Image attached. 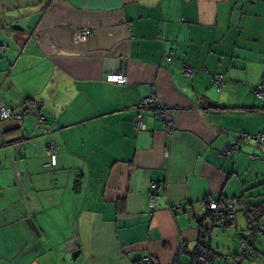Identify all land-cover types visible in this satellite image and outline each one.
<instances>
[{"label":"crops","instance_id":"crops-1","mask_svg":"<svg viewBox=\"0 0 264 264\" xmlns=\"http://www.w3.org/2000/svg\"><path fill=\"white\" fill-rule=\"evenodd\" d=\"M214 73L230 80L221 90ZM259 85L264 0H0V104L23 113L0 120V264H168L181 243L212 264H264V232L239 256L249 231L236 200L264 221V153L253 140L225 153L264 134ZM151 90L170 132L137 106ZM209 198L235 199V222L215 221Z\"/></svg>","mask_w":264,"mask_h":264},{"label":"built area","instance_id":"built-area-1","mask_svg":"<svg viewBox=\"0 0 264 264\" xmlns=\"http://www.w3.org/2000/svg\"><path fill=\"white\" fill-rule=\"evenodd\" d=\"M90 33V29L87 26L79 27L75 30L73 35L75 41H85ZM166 58L169 59V54H166ZM195 73V69L190 65L182 66V74L186 77H190ZM107 81L124 84L127 82V76L122 72H111L105 76ZM212 79L217 84V88L220 89L224 84V77L220 73H216L212 76ZM254 92L257 97L264 100V90L260 86L255 87ZM139 108L143 107H153L157 109L158 118L164 123L165 128L170 132L172 131V125L170 120L167 118V109L164 108L160 103L154 92L151 90V93L147 96L141 98L138 103ZM35 122L33 129H41L44 133L49 132V127L46 121L45 116L38 114L35 116ZM14 118L16 120H21L23 117L20 114H14L12 109L4 104H0V120ZM141 115L138 113L134 117V126L136 129H143L144 125L141 123ZM0 130V136H1ZM245 140H253L258 145L260 151L264 153V134L260 133L259 135L245 134L243 138L238 139L233 145H230L225 153L230 154L239 147L240 142ZM57 150L58 144L54 138H49L46 143V155L47 159L44 163V166L53 167L56 165L57 161ZM157 183L153 182L151 184V189L148 196V205L150 208H154L157 203L158 194L155 192V187ZM236 200H240L242 204L243 211L248 215V222L250 227L248 241H242L239 244L240 251L246 246H251V238L257 236L264 232V221L259 218H255L251 213L252 208L244 203V201L239 197ZM235 199L221 198L219 200L206 199L205 207L206 211H209L218 219L221 223H233L235 222ZM176 210H180V206H175ZM186 254L188 256L187 260H181L180 255ZM214 259L213 254L204 249L201 246H195L192 249H187L184 243L178 245L176 249V254L174 258L168 264H212ZM139 264H151L149 257H144L139 261Z\"/></svg>","mask_w":264,"mask_h":264},{"label":"trees","instance_id":"trees-1","mask_svg":"<svg viewBox=\"0 0 264 264\" xmlns=\"http://www.w3.org/2000/svg\"><path fill=\"white\" fill-rule=\"evenodd\" d=\"M214 74H216V73H214ZM214 74H212L211 75V79H212V76L214 75ZM221 74V73H220ZM223 75V74H222ZM223 77H224V84H223V86L220 88V89H218L217 88V84H216V82H214L215 83V85H216V88H217V90H221L223 87H224V85L227 83V82H229L230 80H229V78L228 77H225L224 75H223ZM213 80V79H212ZM214 81V80H213ZM261 88H262V86L261 85H259ZM255 87H257V86H255ZM255 87H254V89H255ZM262 90H264V88H262ZM255 93V92H254ZM141 100V99H140ZM30 104H32V103H30ZM138 106V105H137ZM14 113V112H13ZM14 114H20V115H22V117H23V113H14ZM38 114H41L40 112H36L34 115L36 116V115H38ZM41 115H43V114H41ZM43 116H45V115H43ZM36 118V117H35ZM45 118H46V116H45ZM46 121H48V119L46 118ZM47 124H48V122H47ZM34 125V124H33ZM50 129V128H49ZM35 130H38V131H40L41 133H44L41 129H39V128H37V129H35ZM1 135H2V133H1ZM245 135V134H244ZM244 135H240L239 137H238V139H241V138H243V136ZM243 140H245V139H243ZM242 140V141H243ZM230 146V145H229ZM259 148V147H258ZM239 202H240V200H238ZM237 201V202H238ZM241 203V202H240ZM236 204V200H235V202H234V205ZM249 206V205H248ZM251 208H252V210H251V213L254 215V217L255 218H259L261 215L259 214V212L257 211L258 209L255 207H252V206H250ZM235 210H236V208H235ZM242 210H243V208H242ZM244 212V211H243ZM210 215H211V217L215 220V221H217V222H219V223H221L218 219H216L215 217H214V215L212 214V213H210ZM244 215H245V217H246V220H247V225H248V231L250 232V227H249V222H248V215L244 212ZM222 224H226V223H222ZM255 237L256 236H254V237H252L251 238V243H252V245L251 246H246L244 249H243V251H240V249H239V256H241V257H243V256H246V255H248L251 251H252V247H253V241H254V239H255ZM250 239V237H249V234H248V238L246 239L247 241Z\"/></svg>","mask_w":264,"mask_h":264},{"label":"rangeland","instance_id":"rangeland-1","mask_svg":"<svg viewBox=\"0 0 264 264\" xmlns=\"http://www.w3.org/2000/svg\"><path fill=\"white\" fill-rule=\"evenodd\" d=\"M34 120H35V117H34Z\"/></svg>","mask_w":264,"mask_h":264}]
</instances>
